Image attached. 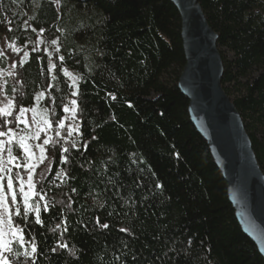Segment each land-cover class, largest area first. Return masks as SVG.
<instances>
[{"label": "trees", "instance_id": "16d2710c", "mask_svg": "<svg viewBox=\"0 0 264 264\" xmlns=\"http://www.w3.org/2000/svg\"><path fill=\"white\" fill-rule=\"evenodd\" d=\"M56 1L0 0L9 35L29 47L6 84L15 111L42 92L57 127L73 94L64 68L80 76L79 140L48 145L33 198L42 223L35 212L14 217L36 253L15 244L12 264H264L179 88L186 56L176 5ZM200 2L218 33L222 85L264 171V0ZM41 30L60 45L53 70L36 47Z\"/></svg>", "mask_w": 264, "mask_h": 264}, {"label": "water", "instance_id": "95a60500", "mask_svg": "<svg viewBox=\"0 0 264 264\" xmlns=\"http://www.w3.org/2000/svg\"><path fill=\"white\" fill-rule=\"evenodd\" d=\"M181 16L186 56L179 88L189 99L190 118L207 141L228 184L244 233L264 256V171L235 103L222 85L224 62L218 33L200 0H172Z\"/></svg>", "mask_w": 264, "mask_h": 264}, {"label": "rangeland", "instance_id": "374dc122", "mask_svg": "<svg viewBox=\"0 0 264 264\" xmlns=\"http://www.w3.org/2000/svg\"><path fill=\"white\" fill-rule=\"evenodd\" d=\"M57 2V1H56ZM58 3V2H57ZM10 20L7 17L6 13L3 10V7L0 5V25L3 28L2 32L0 31V102L6 103L8 100L13 99L9 97L6 93V84L8 82V78L12 76L14 70L17 66V63L23 62L27 59L29 55V47L20 46L14 39L11 38L8 32H10L12 26L10 24ZM5 29V30H4ZM39 39L36 43V47L38 49H44L50 57L51 65H55V58L59 55L60 52V45L57 39H49L42 35V31L39 32ZM56 41V43H53ZM27 53V55H25ZM53 70L54 67H51ZM71 73V75H67L70 79L71 84L73 85V93L75 92L76 95H73L69 98L67 107L69 109L75 107L76 113L73 116L71 111L65 112V117L63 118V127L60 126V123L57 127H53L50 117H49V110L46 108L41 100L43 97V93H39L36 97V102L34 105L30 107H23L28 109V111L24 114V119L27 123H19L16 120V117L19 115V109L17 111L14 110V107L11 109L12 115L4 117L0 116V131H6L8 128L14 129V135L17 137V141L20 137H26L27 144L31 147L32 151L35 153L33 157L26 158L25 154L23 153L22 149L17 146V142H13L12 144L8 145L12 149V155L16 156L17 159L14 163L9 162L8 153L5 152L0 154V167H3L5 164L9 169H11V174L15 178L18 174L19 179H14V183L16 185L17 197L20 195V184L21 180H23L25 190H28V179H29V170L22 165L26 163H30L35 165L34 170L32 171V184L34 185V192H35V173L37 167L43 163L48 157V145L54 143L55 141H62L65 145H76L79 136H80V119L78 116V102H77V91H78V84L80 81V76L69 68H64V71ZM73 77H77L75 83H73ZM75 100L76 104L73 105L71 102ZM0 106H3L0 103ZM21 108V107H20ZM35 109V112L32 111ZM7 121V123H5ZM45 121L50 122V127L46 125ZM72 129H76L73 131ZM71 132V135H69ZM38 133V136H37ZM8 137H0V140H7ZM45 140H50L51 142L45 144ZM38 145H42L45 149L44 152V159L41 162L39 157L41 155L40 148L37 147ZM16 165H21L17 167ZM3 175V173H0ZM35 196V195H34ZM34 196L31 197L30 203L37 205V202L33 200ZM22 201L23 197L21 196ZM11 203V201H9ZM24 241L25 238H24ZM19 243H13V246ZM23 247L24 251H30L31 245L27 242L24 244H19ZM9 253H7L8 255Z\"/></svg>", "mask_w": 264, "mask_h": 264}, {"label": "snow or ice", "instance_id": "6c2138e0", "mask_svg": "<svg viewBox=\"0 0 264 264\" xmlns=\"http://www.w3.org/2000/svg\"><path fill=\"white\" fill-rule=\"evenodd\" d=\"M58 2V0H57ZM43 31V30H41ZM53 43H56V41H53ZM27 55V53H25ZM61 60L64 59V57H60ZM51 67H55V65H50ZM65 75H71V73L67 72L65 70ZM77 77H73V83H75ZM73 95H76L74 92ZM114 98V97H113ZM2 103L3 106H0V116H10L12 115L11 109L14 107V101L8 100L6 103ZM73 105L76 104V101L73 100L71 102ZM28 111V109H25L23 107L19 108V115L16 117V120L19 123H27V121L24 119L25 112ZM33 112H35V109H32ZM65 112L71 111L73 116L76 113L75 107L69 109L67 106L64 108ZM7 123V121H5ZM47 126H51L50 122L45 121ZM60 126L63 127V121H60ZM75 131L76 129H72ZM14 129L8 128L6 131H0V137H8L7 140H0V154H3L5 152L8 153L9 162L14 163L17 159L16 156L12 155V149L11 147H8V145L12 144L13 142H17V146L20 147L25 154L26 158H31L35 155V153L32 151L31 147L27 144L26 137H20L17 141L16 135L13 134ZM69 135H71V132H69ZM38 136V133H37ZM50 140H45L44 143L48 144L50 143ZM37 147L40 148V157L39 160L42 162L44 159V152L45 149L42 145H38ZM64 151H67V149H64ZM17 167H20L21 165H16ZM23 167L28 168L29 170V179H28V190H25L23 184V180H21L20 184V196L23 197V212L21 209L17 206L14 207L19 203L18 197H17V191H16V185L14 183V179H19V176L14 178L11 174V169L7 167L5 164L3 167H0V173H3V175H0V264H12V261L9 259V256L7 253L13 252V243H19L24 244L26 241H24V230L20 227V224L23 223V219L27 218V213L29 212H35L36 223H42L40 220V208L32 203H30L31 197L36 195L34 192V185L32 184V171L35 168V165L26 163L22 165ZM11 201V203H9ZM45 208H47V205H45ZM23 216V219L20 221V223H16L14 217H21ZM99 222V221H97ZM101 227H108L107 224L101 225ZM124 231V229H122ZM61 247H67L66 244H61ZM55 250V249H54ZM36 253V245L35 243L32 244L31 250L26 252V255L29 257L34 256Z\"/></svg>", "mask_w": 264, "mask_h": 264}]
</instances>
